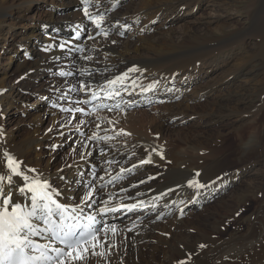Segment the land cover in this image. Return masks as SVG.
<instances>
[{
    "label": "bare ground",
    "instance_id": "obj_1",
    "mask_svg": "<svg viewBox=\"0 0 264 264\" xmlns=\"http://www.w3.org/2000/svg\"><path fill=\"white\" fill-rule=\"evenodd\" d=\"M44 1L46 2V0ZM156 1L160 2L161 0H144L134 12L123 14L117 12L120 0H88L90 6L87 5V7L90 16H85L82 13L70 19L60 18V20L57 8L44 6V14H46L47 19L38 23L35 20L40 8L36 10L34 7H29V4L36 2V0H0V61L3 53L4 56H10V59L13 60L21 46H25L26 52L27 50L32 51L29 52V56H32L33 53L38 56L34 62V67L38 68L24 72L23 80H18L19 82L15 85L7 82L9 72L5 70L1 73L2 70H0V176L4 177L3 181L0 182V189L7 194L9 188L15 186L13 201H22V206L26 210L30 209L31 195L19 193L18 187L23 186L24 182L9 171L7 158L3 155L7 152L21 165L23 175L48 178L49 183L61 193L60 201L69 206L80 203L84 192L87 190L88 181L97 185L101 200H108L111 195L112 199L109 204L112 206L144 202L146 213H131L121 219L119 216L115 218L113 215H109L107 222L116 224L117 231L114 234L109 232L106 237H103L105 234L102 233V242L95 249V252L103 255H92V249H90L89 258L85 262H78L79 264H180L181 261H184V264H264V37L261 43H258L259 47L246 40L249 35L256 37L264 34V0H248L246 8L251 10L248 18L250 25L239 30H233L229 35L227 33L225 37H221V34L215 38L207 36L208 27H210L208 26L209 21H207L206 26L197 30L193 24H185V27L176 37L169 35L163 39H159V36L157 39H152L144 36V34L150 35L156 32L155 28L149 25L151 21L165 17L169 11L182 10L186 4L193 3L194 5L188 15L194 14L195 9L202 6L199 4L202 0H182L180 3L178 2V5L171 4L162 9L161 6L153 7ZM52 2L58 5L63 0H52ZM221 2L223 3L224 0ZM257 2L258 4H256ZM230 3L228 0V4ZM80 4L81 6L85 5L83 2ZM91 18H95L99 27L103 25L104 29H113L116 24L120 26L122 24L120 22L128 20L125 26L129 27L131 24L136 26L134 29L135 36L139 42L129 38L126 41L123 40L124 43H122V39L116 34L114 36L100 34L101 36L94 40L96 42L91 41L84 44L81 41L75 43L72 39L68 42L65 37L59 36L60 34L54 35L55 29L62 32L74 29V35L77 31L86 30L89 26L88 20ZM141 18H145L147 21L144 22L145 25L142 24L139 27ZM257 21L263 22L258 23ZM18 25L23 28L22 31L14 30ZM42 25L49 26L50 29L37 41L41 35ZM234 27L236 26L224 23L217 26L216 29L218 33H224ZM168 30L170 31V29ZM47 36L51 38L45 40ZM33 39H35L37 48L31 44ZM49 45L51 47L45 50L46 46ZM60 45H63V48L59 47ZM260 46L262 47L260 48ZM81 47L83 51L79 53ZM250 48L255 52H250ZM132 50L135 51V55L133 54L129 64H134L131 68L138 69L137 72H128L121 67L113 66L111 63L95 59V55L99 56L103 53L106 56L109 52L114 56L124 58V52ZM245 50L247 56H241L238 59L239 62L235 67L237 70L232 75V79L227 80L226 84L220 87L223 90L228 89L227 95L214 104H207L202 113L198 112L201 118H207V123H214L226 115L240 117L233 120L231 126L232 139L236 146L231 148L228 154L220 155L222 158L218 157L219 154H217L218 156L213 154L210 157L203 154L200 156V148L196 153L195 147L176 148L166 137L164 123H156V130L153 133L152 128L156 120L152 121L149 119L150 116L143 112L139 117H133L136 118V124L132 130L134 134L122 135L121 133L113 139L104 141L98 139L99 141L92 143L90 140L93 136L96 139L109 137L104 126H101V129L94 128V135L85 137L84 145L87 147L81 148V156L74 158V161H70L71 163L56 164L57 167H55L52 157L45 156L47 152L44 146L56 144L60 135L67 132H74L72 135L77 136V140H83L78 131L86 133L94 123L95 115L92 117L61 114L55 109L54 111L43 109L41 114L39 112L29 113L27 115L33 121L32 127L24 137L17 140V135L13 134L14 129H9L7 124L13 122L16 125L14 127H18L21 121L13 119L8 123V120H5L1 113L3 105H7V109H10L19 101H23L26 96L25 93L32 87L31 85L37 87V92L41 90L38 79L42 69L55 71V69L62 70L64 68L65 73H84L77 78L74 75L55 77L54 81H51L52 84L46 89V95L59 94L62 101L65 98L74 101L81 100L80 105L75 108L87 109L88 104L84 101L91 96L92 91L97 90L96 85L111 87L107 85V81L126 72L128 79L124 81V84L128 86L129 92L136 97L145 94L144 89H148L149 86H153L152 91H156L157 94L165 90V94L172 91L181 97L190 70L199 69L207 64L210 65L213 63L212 59L228 58L234 53L239 54ZM10 65L9 62L7 68ZM26 65L27 62L25 61L20 63L19 72ZM254 65L259 68L256 72ZM115 70H119L122 74ZM20 73L23 74L22 71ZM28 76L32 79L26 81ZM240 79H243L244 83L239 84ZM176 80H178L177 83H175ZM81 83H88L91 87L81 88ZM116 87L120 88L121 86L118 84ZM89 90V94L84 95V91ZM100 95L103 96V93ZM127 95L128 92L122 91L121 97H116L113 100L120 105ZM250 95L253 96L252 100H250ZM184 99L186 100L187 97ZM100 102L108 103L106 99H102ZM132 102L129 101L126 104ZM217 110L219 114L216 116ZM184 113L182 111L180 114ZM48 115L50 116L48 119L51 127L45 133V130L41 128L42 118L44 119ZM142 120L147 122V128H145ZM99 122L100 120L97 124ZM137 125L140 127L138 128ZM206 132L211 134L214 131L207 130ZM201 134L198 133V136ZM201 136L205 137L206 135L202 134ZM76 142L80 143V141ZM185 142H188L187 139ZM101 148L105 150L104 155L99 154ZM89 152L91 155H88ZM143 160H150V162L142 164L141 161ZM108 161H112V163H108ZM146 164L154 165L157 171H152L155 172L154 176L152 174L146 176L149 181L144 187L119 193L114 192L117 191L118 186L116 185V189H112L113 187L101 189L99 187L103 182H107L104 185H109L111 178L119 175L121 169L130 170L139 167L140 170ZM28 169L35 171L29 173ZM197 172L200 173L199 177L196 176ZM143 173L146 172L143 171ZM107 174L112 175V177L108 178ZM93 175L96 179H93ZM97 175L103 176L102 182ZM9 177H12V186L9 185ZM142 179L145 178L140 180ZM191 179H197L208 187L199 190V194H197L196 189L188 187V181ZM81 181H83V185L80 183ZM137 181L132 179L133 184ZM256 181H259L258 188ZM242 183L247 185L244 192L252 191L254 185L253 189H257L262 196L261 199L258 197L259 202H256V205L249 210H246L247 199L244 200L246 202L243 211L239 208L241 207V199L246 198L243 195L245 193L240 196L237 195L240 191L236 185ZM229 187H232L235 197L231 204L234 207L233 210H229L230 207L228 209L232 214L227 221H229L230 226L233 223V226L230 229L226 222L218 230L219 232L208 233L205 226L202 225V221L194 219V217L199 218V215H194L193 208L208 202L211 204L214 197ZM101 200H97L96 205L92 207H86L84 212L88 215L98 214L97 205L99 207L104 206ZM220 201V204L225 205L224 201L220 199L218 202ZM189 203H193L194 207L189 208L187 206ZM207 208L210 210V205L209 207L205 206L206 210ZM217 208L219 209V207ZM164 214H170L174 217L173 224L162 222L161 219L165 216L161 215ZM216 214L221 216L219 211L209 214L206 211L204 216L211 218L215 217ZM207 220L209 221V218ZM129 229L132 230L129 231ZM118 230H121L120 234ZM105 240L106 242H103ZM205 244L208 245L205 249L200 247V245Z\"/></svg>",
    "mask_w": 264,
    "mask_h": 264
},
{
    "label": "rangeland",
    "instance_id": "obj_2",
    "mask_svg": "<svg viewBox=\"0 0 264 264\" xmlns=\"http://www.w3.org/2000/svg\"><path fill=\"white\" fill-rule=\"evenodd\" d=\"M80 1L82 2V0H80ZM142 1H144V0H120V5H119L117 12L123 13V14L132 13L136 10V7L137 8L139 7V5L141 4ZM181 1L182 0H161L160 2L156 1L158 4L155 2V4H153V7L161 6L163 9V8H165L171 4L178 5ZM221 1L222 0H202L201 3L199 2V4L202 5L201 8H196L194 11V14H192V15H188V14H190L189 13L190 10L194 8L193 3L186 4L182 10L169 11V12H167L165 17H160L158 20L151 21L149 23V25H151L153 28H155L156 32H153L150 35L144 34V36H146L148 38L151 37L152 39H157L158 36H159V39H163V37L165 38V36H169V35L170 36L174 35L176 37L177 34L182 31V29L185 27V24H187V23L193 24L195 30H197L200 27L206 26V22L209 21L208 26H210L211 28L208 27L209 29H208V32L206 35L209 37L213 36L212 38H215V37H219L221 34V37H223V36L225 37L227 35V33L229 35V33L233 30H237V29L239 30V29H242L244 26L247 27L250 25L249 24L250 21L248 20V18L250 16L249 12L251 10H248V8H246L248 0H237V1L230 0V2H231L230 4H228V0H224L223 3ZM80 3H79V0H77V1L76 0H71V1L70 0H63L62 3L60 2L58 5H56V3H53L52 0L51 1L46 0V2L44 0H39V1L36 0V2L30 3L29 7H34L36 10L38 8H40V11H38V14L36 17L37 19L35 20V22L39 23V22H41V21L43 22L47 19L46 14H44L45 7L46 8H57V11L59 13V20H60V18L70 19L73 16H76L78 14L81 15L82 13H84L83 10H84V7L86 5L81 6ZM219 4H221V5L219 6ZM256 4H258V2ZM87 5L90 6L89 3H87ZM163 5H164V7H163ZM114 10H116V8H114ZM89 20H88L89 26H87L86 30L83 29L84 36L81 40V43H84V44H87L88 42H91V41L93 42L94 40H96L97 38H99L101 36L100 35V36L96 37L95 39L90 38V37H93L98 32L95 30L96 25L94 23L92 24L93 21H91V20L89 21ZM218 20H220V21H218ZM127 21L128 20L120 22V23H122V24H120V26H119V24H116L113 27V29L108 28V29H104V30L103 29H99V30L103 31L104 33L102 35L105 34V36H114L115 34L120 36L119 38L122 39V41H121L122 43H124V41H126L129 38L136 41V42H139L137 40L138 38L135 36L136 32L134 29L136 26L134 24H131L129 27H126L125 25L128 23ZM145 21H147L145 18H141V24H139V27L142 24L145 25V23H144ZM214 21H216V22L214 23ZM257 22L261 23L263 21H257ZM220 23L235 25L236 27H234L232 30L229 29L228 32L226 31L224 33H218L216 27L219 25H222ZM49 29H50L49 26H46V27L43 26L41 28V35L38 37L37 41H39L40 37L42 35L44 36V34L46 32H48ZM168 29H170V31ZM14 30L19 32V31H22L23 28L20 25H18L14 28ZM91 30H93V31L91 32ZM92 33H94V34L91 35ZM73 34H74V32H73ZM54 35H59L61 37H65L67 39L66 41H68L69 40L68 37L72 36V32L70 30L66 31V32H62L61 30L55 29ZM249 36H247L246 40L248 42H250L251 44L259 47L258 43L259 42L261 43L262 38L264 37V34H261L260 36L258 35L256 37L254 35H249ZM251 37H253V38H251ZM50 38H51L50 36H47L45 40H49ZM34 40L35 39H33L31 44H33L34 48H37V44L34 42ZM94 42H96V41H94ZM261 47L262 46H260V48ZM29 52H32V51L27 50V52H26L25 46H21L18 53L13 58V60L10 59V56H4V53H3L1 61H0V66H2V67H0V70H2L1 73H3L5 70H7L9 72L8 73L9 76L7 78V82H9V84H14V85L17 84L19 81L23 80V77L25 76L26 71H28L29 69L35 70L38 68V67H34V62H36V59H38L37 54L33 53L32 56H29ZM250 52H255V51L252 48H250ZM133 54L135 55L134 50L129 51V52H124L125 57L123 58V57H120L117 55L114 56L111 52H109L108 54H106V56H104L103 53L99 54V56L95 55V59L99 60V61H105V62L111 63L115 67L118 66V67H121L123 70L128 71L134 65V64L133 65L129 64V62H131L132 57L134 56ZM234 54H232V56H229L228 58H226V57L225 58H218L219 60L218 59L217 60L212 59V61H213L212 64L204 65L203 67H201L199 69L193 68L192 70H190V75H192V76L189 75V78L186 79L187 83H186L185 88L183 89V94H182L183 96H181V97L177 96L176 93H172V91L165 94V90H163V92H161L160 94H157L156 91H151V93H149L147 95H145L146 94L145 93V94L139 95L137 97L133 94H131V95L128 94L125 97V99L123 100L122 104H120V106H122V108H121L122 110L117 111L118 109L116 110L113 108L102 109L101 113H98L95 115L94 123L88 128L86 133L84 131H78L79 134H81L83 140H77L76 139L77 136L72 135V134H74V132L63 133L60 135V139L56 144H52V146L47 144L46 146H44V149L47 152L45 154V156L46 157L47 156L52 157V159L54 160L53 164H55V167H57L56 164L65 165L72 160L74 161V158L81 156L82 149H83L82 145H84L85 137L94 135L93 134L94 128L98 127V129H101V126L102 127L104 126V128H106L108 136L112 139L114 137H116L117 135H120L121 133H122V135H126V134L131 135V134H134L132 132V130L136 124V120H135L136 118H133V117H135V116L139 117L140 114L142 115L144 112V114H147L150 116L149 119H152V121L156 120L154 122L155 125L152 128L153 133H154V130H156V127H155L156 123H160V122L164 123V131H165V134L167 133L166 137L174 144V146L176 148L195 147L196 148L195 153L200 148L202 150V151L200 150V153H199L200 156L207 155L208 157H210L213 154L215 156H218L217 154H219L218 157L222 158V156L224 154H228L229 150L231 148H234V146H236L235 145L236 143L232 139L233 133H231V126L233 124L232 123L233 120L239 119L240 117L238 118L235 115H233V116L226 115L225 117L220 118L219 120H217L214 123H207V120H206L207 118L206 117L201 118V116L198 114L202 113L205 110V108H206L205 106L207 104L208 105L214 104L215 102L221 100L220 98L227 95L228 89L223 90V89H220V87L222 85L226 84L227 80L232 79V75L237 70V68H235V67H236V64L239 62L238 59L241 56H247L246 50H245V52L243 51L239 54L238 53H236L235 55ZM23 61L27 62V65H26L27 67L23 66L24 68H22V70H21L23 72V74H21L20 73L21 71L19 72V67H20V63L22 64ZM9 62L11 65L9 68H7V64ZM258 69L259 68L257 67V65H254L255 72ZM42 70L43 71L39 76L40 78L38 79L39 87H41V90L39 92H37V87H35L34 85H31L32 87L29 88V90L25 93L26 96L23 99V101H19L18 104H16L14 107H12L10 109H7V105L2 106V110H1L2 112L1 113L4 116V119L8 120V123L10 120H13V119H15L17 121H21V123L18 125V127H14L16 125H15V123H13L11 121H10L11 123L7 124L9 129H11V128L14 129L13 134L17 135L16 136L17 140L18 139L20 140L22 137H24L25 134L32 127L33 121H31L28 118L27 114H29V113L35 114V112H39L41 114L43 109H46V110H48V109L52 110L53 109L52 111H54V108H52L50 106V104L55 103V99H56V103L59 104L58 105L59 107L55 108L57 111H59L61 114H63L62 113L64 111L63 109H66L68 98L64 99L65 100L64 103L66 102L65 103L66 105L60 106L61 102L59 100H61V99L59 97V94L58 95H54V94L46 95V89L52 84V82L54 81L53 79L57 76L58 77L62 76L61 75L62 71H63V73H65L64 68L62 70L55 69V71L54 70L53 71H46L44 69H42ZM115 71L122 74L119 70H115ZM82 74H84V73H81V72H79L78 74H76L75 72L69 73V75H71V76L74 75V77H76V78ZM71 76H69V77H71ZM66 77H67V75H66ZM86 78H88V77H86ZM30 79H32V78L30 76H28V77H26L25 80L28 81ZM243 81H244L243 79H240L239 84L244 83ZM177 82H178V80L175 81V83H177ZM21 85H23V84H21ZM251 89L253 91H255L253 87H251ZM196 91H198V92H196ZM88 92L89 91H84V95H87ZM132 96H133V98H132ZM184 97H187V99L185 100ZM260 98H261V94H260ZM134 99H136V100H134ZM252 99H253V96L250 95V100H252ZM107 100L108 99H106V102H107ZM126 101H133V102L131 104L129 103L127 105ZM35 102H37L36 105H33ZM110 104L115 106L117 103H115V100L112 99V103H110ZM183 104H184V106H183ZM186 105H188L189 107H187ZM128 106H130V107H128ZM182 108H184V109H182ZM197 109H198V111H197ZM6 110H8L7 113H5ZM182 111H184L185 113L180 114V113H182ZM187 114H189V115H187ZM215 114H216V116L219 114L218 110L216 111ZM68 115H70V114H68ZM89 116L94 117V115H89ZM49 117L50 116L48 115L47 117H44V119L42 118L43 123H42L41 128H42V130L43 129L45 130V133H47V131L51 127V123L49 122V119H48ZM21 118H22V120H20ZM144 119L147 120L146 118H144ZM29 120L32 123L31 122L29 123ZM99 120H100V122L97 124V122ZM142 123L144 124L145 128L148 127L147 122L142 120ZM137 127L139 128L140 125H137ZM205 130L206 131L210 130L211 132L212 131H214V132L209 134ZM198 133L199 134L202 133L206 136L202 137L201 136L202 134L200 136H198ZM207 136H209V137H207ZM98 139H100V141H104V139H101L100 137L95 139V140L91 139L90 141L92 143H95ZM186 139L188 141L187 142L188 144L185 142ZM173 140H174V142H173ZM76 141H80V143H78ZM211 149H213V150L211 151ZM201 154H203V155H201ZM220 155H222V156H220ZM225 166H226V164H225ZM138 168L135 167V168H131L130 170H124L126 173V176L122 181H120L122 183H120L119 185H116V186H118L117 191H114V192L119 193V192H123L125 190L127 191V190H131V189H139L141 187L146 186L147 182L149 181L148 177H146V176H149L150 174H152V176H154L155 172H152V171H155L156 168L152 164H146L143 168L140 169L141 171ZM131 171H134L135 173L134 172L131 174L128 173ZM143 171H145L146 173H143ZM107 176H108V178L112 177V175H110V174L109 175L107 174ZM97 177H99V176L97 175ZM143 177L145 179L140 180ZM132 179L135 181L136 180H138V181L133 184ZM101 182H102V180H101ZM116 183H118V182H116ZM255 183H256L257 188H258L259 181H256ZM236 185H238L237 189H239V191H240L237 193V195L240 196L241 194L245 193L243 195L246 197V198L241 199L242 202H240V206H241L239 208L240 210L242 209V211H243V209L245 208L244 206H245L246 201H247L246 210H249L251 207H254L256 205V202H259V199H261L262 196H260L261 195L260 192H258L257 189H253L254 185L251 189L252 191H250V192H247V191L244 192L247 188V185L245 183H242L241 185H239V184H236ZM116 186L110 182L109 185H106L105 187H103L101 189L109 188V187H113L112 189H116L115 188ZM124 188H126V189H124ZM18 189H19V187H18ZM233 192L234 191H233L232 187H229L228 189L224 190L221 194L214 197L211 201V204H210V202H208V203L202 204L199 207L193 208L194 215L195 214L199 215V218L194 217V219L201 220L202 225L205 226L208 233L215 234V233L219 232L218 230H220V228H222L226 222L228 223V227L230 229L232 228L233 223L231 224L232 226H230V223L227 220H229V216L232 214L231 211H229V210H233V208H234L231 205L233 200H234V197H235V193H233ZM258 197H259V199H258ZM256 198H257V200H256ZM220 199L225 202V205L220 204L221 201L218 202ZM244 200H246V201H244ZM209 205H210V210H209V208H207V210H206L205 206L209 207ZM187 206L189 208L194 207L193 203H189ZM217 207H219V209ZM229 207H230V209H229ZM206 211L208 214L210 212H214V211L218 212L219 211L221 216H219L217 214L215 217L213 216L211 218L204 216V213L206 214ZM157 212H159V209H157ZM161 216H165L161 219L162 222L164 221V224L166 222H171L170 225L173 224L174 217L172 215L164 214ZM207 218H209V221L207 220ZM215 218L218 220H216ZM223 222H224V224H223ZM216 226H217V228H216ZM118 232L120 234L121 230H118ZM103 237H105V236L103 235ZM207 246L208 245L205 244L204 249Z\"/></svg>",
    "mask_w": 264,
    "mask_h": 264
},
{
    "label": "snow or ice",
    "instance_id": "obj_3",
    "mask_svg": "<svg viewBox=\"0 0 264 264\" xmlns=\"http://www.w3.org/2000/svg\"><path fill=\"white\" fill-rule=\"evenodd\" d=\"M82 2L86 5L83 10L84 15L90 16L87 7L88 0H82ZM100 19L103 18L100 17ZM93 23L99 27V23L95 18H93ZM50 47L51 45L46 46L45 50ZM59 47L63 48V45ZM137 71L139 70L136 68L128 70V72ZM61 75L66 76L69 73L62 72ZM127 79L128 73L126 72L115 79L108 80L107 85L111 87L96 85L97 90L91 92V100L84 101V103L102 99L112 100L121 97L122 91L131 94L128 86L124 84ZM118 84L121 86L120 88L116 87ZM133 84H135V81H133ZM80 87L90 88L91 85L81 83ZM152 87L149 86L148 89H144V92L151 90ZM100 93H103V96ZM115 107L119 108L120 105L116 104ZM63 110L68 111V109ZM77 111L80 110L77 109ZM92 139L95 140L96 137L93 136ZM101 139L108 140L110 137H102ZM82 147L87 146L82 145ZM99 154L104 155L105 150L101 148ZM3 155L7 158L9 171L13 176L24 182L23 186L19 187V193L21 195L31 194V206L30 209L26 210L22 206V201H13L15 186H12V177H9L8 182L12 187L9 188L7 194L0 189V264H76V262H85L89 258L90 249H92V255H103L95 252V249L102 242L101 233H104L106 237L109 232L114 234L117 231V225L108 223L104 220V217L110 214L114 217V214L122 209L133 212L144 207L143 201L139 204L112 206L109 204L112 199L111 195L108 200H101L97 185L92 181L87 182V190L84 192L79 204L69 206L66 203L58 202L61 193L49 183L48 178L23 175L21 165L13 156L7 152ZM88 155H91V152ZM149 162L150 160L141 161L142 164ZM108 163H112V161H108ZM27 171L31 173L35 170L28 169ZM121 171L123 172L124 169H121ZM199 175L200 173L197 172L196 176L199 177ZM3 179L4 177L0 176V182ZM93 179H96L94 175ZM99 179L103 180V177H99ZM80 183L83 185V181ZM17 184H19V181H17ZM105 186L104 184L99 185L100 188ZM188 187L196 189L197 194H199V190L207 188L208 185L200 183L197 179H191L188 181ZM156 199H159V197H156ZM97 200H101L104 205L103 207L97 205L98 214H86L84 209L96 205ZM36 237L46 242L38 243L34 239ZM103 242H106V240ZM200 247L204 248L205 245H200ZM180 264H184V261H181Z\"/></svg>",
    "mask_w": 264,
    "mask_h": 264
}]
</instances>
